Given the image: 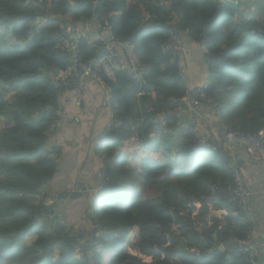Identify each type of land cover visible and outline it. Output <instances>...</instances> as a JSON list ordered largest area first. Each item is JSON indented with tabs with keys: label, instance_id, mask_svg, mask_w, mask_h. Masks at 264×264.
Wrapping results in <instances>:
<instances>
[{
	"label": "trees",
	"instance_id": "trees-1",
	"mask_svg": "<svg viewBox=\"0 0 264 264\" xmlns=\"http://www.w3.org/2000/svg\"><path fill=\"white\" fill-rule=\"evenodd\" d=\"M243 1L0 0V264H250L240 250L228 258L211 251L224 237L250 241L253 224L238 209L224 225L217 219L207 225L203 202L194 216L180 213L191 198L211 194L213 206H231L222 190L241 162L220 144H198V124L185 113L194 88L185 84L181 55L161 48L175 31L200 43L216 125L256 133L264 127V0H250L251 10ZM88 21L133 41L141 88L154 97L136 96L138 83L125 71L105 80L112 120L100 139L108 155L99 169L107 179L102 187L93 179L88 193L83 221L91 226L73 230L65 220L70 212L61 219L50 214L55 202L46 191L62 171V149L48 143L59 119L57 95L73 86L46 72L69 64L54 49L56 34ZM102 42L81 38L79 61L93 64ZM145 105L151 109L141 115ZM119 133L136 135L151 155L111 158ZM133 238L138 255L129 252Z\"/></svg>",
	"mask_w": 264,
	"mask_h": 264
},
{
	"label": "crops",
	"instance_id": "crops-1",
	"mask_svg": "<svg viewBox=\"0 0 264 264\" xmlns=\"http://www.w3.org/2000/svg\"><path fill=\"white\" fill-rule=\"evenodd\" d=\"M146 17L147 15H145V18ZM76 26H78L79 30L89 33L92 36L97 35L101 31V28L102 31L104 28H107L106 26L100 28L93 22H88V24L85 22ZM66 27L67 25L63 27V30H66ZM56 35L60 36L58 33ZM183 41L184 50L180 56L181 72L185 84L191 90L206 83L207 68L201 44L193 43L185 36H183ZM46 74L51 78L58 80L56 72L49 70ZM143 74L144 71L142 69V75ZM142 75L141 79L137 80L138 85L135 86L136 96H139L140 92L144 90L148 94L143 95L154 97L153 91H147L141 88V81H143ZM110 94L111 90L105 80L95 82L92 79H88L80 101L76 100L73 91H65L57 95L58 103L56 112L59 119L57 123L53 125L54 128L49 131L48 143L52 147H61L62 151L57 165L58 169H61L62 171L59 177L54 178L55 182L51 185L50 190L46 189V191L47 197L63 191H67V194L64 197H57L55 200H51L50 197L47 198L52 202H55L50 209V214H53L54 217L66 216L68 213L67 210L65 211L66 206L73 204L81 209V211L77 209L78 220L80 221L79 212L85 213L89 209L90 191L93 189L92 186H94L93 179L98 180L97 175L101 172L99 167L102 160L107 158L108 155V151L106 153L104 151V148L106 150L107 144L106 142H104L105 144L101 142L100 139L111 129L112 116L110 110ZM146 108L151 109L146 105L145 107L141 106V115ZM185 113L188 117L194 119L190 108L185 111ZM206 114L207 115L203 117L202 121L198 124V128H201L200 126L202 125V130H204L209 138L211 137L210 139L214 140L213 137L218 139L220 136L217 134L215 135V132L217 133V131H215L214 128L217 125L212 112L207 110ZM195 124L197 123L195 122ZM217 128L219 127L217 126ZM211 131L214 133V136L211 135ZM119 137L120 139L116 141L117 147L114 148L115 150L113 149L111 158H116V155L119 154V152H125V157H127V155H132L135 151H139L138 154L140 156L145 154L151 155V152L145 150L142 142L136 137V135L133 134L124 137V135L119 133ZM232 155H235L233 158H235L234 160L236 162H241L240 165L238 164L241 173L252 191L250 204L253 210V216L248 219V221L253 224L250 242H254L253 244H255L260 253L261 247L264 245V163L247 158L244 155L243 149L242 151L231 152V156ZM77 181L85 182L86 190L83 191L80 196L70 197L69 193H71V191L78 190L76 188ZM65 183L70 184L64 187ZM212 204L213 203L211 202L206 203L208 206L206 213L208 216L206 218L208 225L212 223V219H217L222 225H224L226 223L227 215L237 214L233 205L221 204L220 206H213ZM89 214L90 213H88V215ZM90 222V220L85 222L82 220L81 224L83 227L87 224L91 226ZM221 239H218L215 244L220 243ZM235 240L238 241V239ZM192 248L197 249L194 245ZM262 249H264V247ZM236 250H239V248ZM214 251H219L220 253L225 254L226 258L230 257L233 253L228 254L224 250L222 251L216 248Z\"/></svg>",
	"mask_w": 264,
	"mask_h": 264
},
{
	"label": "built area",
	"instance_id": "built-area-1",
	"mask_svg": "<svg viewBox=\"0 0 264 264\" xmlns=\"http://www.w3.org/2000/svg\"><path fill=\"white\" fill-rule=\"evenodd\" d=\"M88 24V22H87ZM68 36H59L54 46L57 52L66 53L73 60L66 67L56 70L58 79L64 83H69L73 86L74 95L77 101L83 96L86 82L92 79L95 82L101 80L115 82L119 72H126L133 80H140L142 68L139 57L137 55L135 45L131 39H118L111 37L108 40L103 39V32L100 31L97 35H90L78 29V26L67 27ZM81 38H85L88 42H93L101 39L103 42L98 46L101 54L91 63H82L79 61L78 46ZM163 51H170L174 55H181L184 50V41L181 33L174 32L161 46ZM206 84L194 88L189 96L190 109L194 115L195 121L199 124L206 111H212L216 106L214 98L205 90ZM148 94L142 90L140 95ZM164 117L160 114V119ZM199 145H204L213 148L216 144L221 147L233 148L238 146L243 149L244 155L254 161L264 163V127L260 128L256 133H240L235 130H228L218 139V142L210 139L205 134L198 135V129H193ZM214 144V145H213ZM99 187H101L107 179L104 171L97 175ZM218 185L212 187V192L218 190ZM222 190V189H221ZM224 194L229 202L233 203L244 218L250 219L253 216L251 208L252 191L249 184L241 173L240 167L234 164L232 167V181L226 184ZM212 194L201 196L199 198H191L186 207L180 210L184 217H190L194 214L200 202L210 203ZM208 216H205V219ZM239 248L247 254L250 264H260L257 260L259 255L258 248L250 241H238ZM77 251L80 249L77 248Z\"/></svg>",
	"mask_w": 264,
	"mask_h": 264
},
{
	"label": "water",
	"instance_id": "water-1",
	"mask_svg": "<svg viewBox=\"0 0 264 264\" xmlns=\"http://www.w3.org/2000/svg\"><path fill=\"white\" fill-rule=\"evenodd\" d=\"M229 1V0H227ZM64 34L66 35V32H64ZM112 37V33L108 31V29H104L103 32V38L104 39H110ZM72 58H69V62H72ZM57 70V68H55V71ZM76 188L78 189L77 191H71V193H69L70 197H76V196H80L82 194L83 191L86 190V185L85 182L83 181H77L76 183ZM91 193H94V190L92 189L90 191ZM67 194V191H63V192H59L55 195H51L48 196L50 197L51 200H55L57 197H64ZM51 212V211H50ZM61 218V217H58ZM254 243V242H252ZM264 247V245L261 247L260 253L258 255V260L260 261V264H264V249H262ZM216 249L218 250H224L225 252H227L228 254L234 252L237 248H238V244L237 241L235 239H231V238H222L220 243L215 244V246L212 248V251H214Z\"/></svg>",
	"mask_w": 264,
	"mask_h": 264
},
{
	"label": "rangeland",
	"instance_id": "rangeland-1",
	"mask_svg": "<svg viewBox=\"0 0 264 264\" xmlns=\"http://www.w3.org/2000/svg\"><path fill=\"white\" fill-rule=\"evenodd\" d=\"M245 2H246V4H247V6L249 7L250 5H251V1L250 0H244ZM244 1H243V5L244 6H246L245 5V3H244ZM246 6V7H247ZM251 8H247L248 10H251L252 9V6H250ZM201 127V126H200ZM198 132L199 133H201V134H205V132H204V130H202V127L201 128H198ZM214 130L215 131H217V135L218 136H220L225 130L223 129V128H221V127H219V128H217V126H215V128H214ZM206 135V134H205ZM225 149H227V150H230L231 152H236V151H242V148H240V147H238V146H235V147H233V148H228L227 146H225ZM91 194H93V193H91ZM75 208V209H74ZM81 211V209L78 207V206H75V205H73V204H70V205H67L66 206V209H65V211L67 210V212H70L71 213V217L72 218H69V217H65V220L70 224V225H72V227H73V230H81V229H83V228H86V227H88V224L85 226V227H83V225L81 224V221L83 220V218H84V216H85V213L83 212V213H81V212H79V218H80V221L78 220V214L76 213V211ZM90 229V228H89ZM93 235H94V237L95 238H97L98 237V233L97 232H93L92 233ZM136 242V239L135 238H133V239H131L130 240V247H129V252L131 253V254H137L138 255V253H136V251H135V249H134V247H133V245H134V243ZM141 255H139V257H140ZM143 257H145V256H143ZM141 258V257H140ZM146 258V257H145ZM143 259V258H142ZM108 260V259H107ZM144 260H147V261H149V259H144Z\"/></svg>",
	"mask_w": 264,
	"mask_h": 264
},
{
	"label": "clouds",
	"instance_id": "clouds-1",
	"mask_svg": "<svg viewBox=\"0 0 264 264\" xmlns=\"http://www.w3.org/2000/svg\"><path fill=\"white\" fill-rule=\"evenodd\" d=\"M226 1H227V0H226ZM229 1H231V0H229ZM88 22H92V21H88ZM68 26H73V25H67V27H68ZM67 27H66V28H67ZM104 29H106V28H104ZM104 29H103V31H102V28H101V31L104 32ZM107 29H108V31H109V28H108V27H107ZM64 32H66V35L63 33V34H64V37H65V36H68L67 29L64 30ZM109 32H110V31H109ZM178 33H179V32H178ZM181 35H182V34H181ZM112 36H113V35H112ZM182 36H183V35H182ZM58 37H59V36H58ZM103 39H104V38H103ZM105 40H108V39H105ZM65 54H66V53H65ZM66 55H67V54H66ZM67 56H68V55H67ZM68 57H69V56H68ZM69 58H71V57H69ZM69 63H71V62H69ZM87 64H88V63H87ZM57 69H59V68H57ZM54 72H56L55 69H54ZM58 80H60V79H58ZM60 81H61V80H60ZM205 84H207V83H205ZM202 85H204V84H202ZM202 85H201V86H202ZM206 86H207V85H206ZM73 92H74V91H73ZM206 115H207V114L205 113L204 117H205ZM162 119H163V117H162ZM162 119H160V120H162ZM195 122H196V121H195ZM213 139H214V141H215V143H216V142H217V141H216L217 138H216V137H213ZM218 139H219V138H218ZM99 183H100V182H99ZM101 187H102V186H101ZM202 202L205 203L204 201H201V202H200V205H201ZM210 202L212 203L211 200H210ZM232 205H233V204H232ZM233 206H234V205H233ZM199 207H200V206H199ZM199 207H198V209H199ZM234 207H235V206H234ZM198 209H197V211H198ZM236 209H237V208H236ZM197 211H196V212H197ZM196 212H195V213H196ZM195 213L192 214L191 216L196 215ZM89 215H90V214H89ZM191 216H190V217H191ZM205 216H206V215H205ZM204 219H205V217H204ZM245 219H246V218H245ZM247 220H248V219H247ZM205 222H206L207 225H208V222L206 221V219H205ZM93 223H94V221H93ZM208 226H209V225H208ZM173 229H174V228H173ZM98 236H99V234H98ZM238 241H240V240H238ZM238 241H237V242H238ZM237 244H238V243H237ZM238 248H239V244H238ZM78 249H79V248H78ZM239 250L242 251L240 248H239ZM76 251H77V249H76ZM211 251H212V250H211ZM77 252H80V253H81V251H77ZM242 252H243V251H242ZM140 257L143 258V259H149V260L151 259V257H146V258L143 257V256H140ZM247 258H248V257H247ZM257 260H258V257H257ZM258 262L260 263L259 260H258Z\"/></svg>",
	"mask_w": 264,
	"mask_h": 264
}]
</instances>
